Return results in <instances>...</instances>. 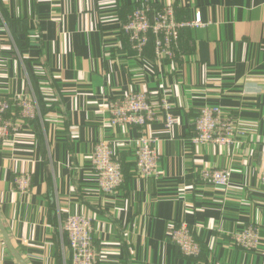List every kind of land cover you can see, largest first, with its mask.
<instances>
[{
	"label": "crops",
	"instance_id": "crops-1",
	"mask_svg": "<svg viewBox=\"0 0 264 264\" xmlns=\"http://www.w3.org/2000/svg\"><path fill=\"white\" fill-rule=\"evenodd\" d=\"M169 2L178 19L199 12L204 24L182 29L174 59L157 58L152 40L135 51L122 29L129 13ZM139 90L182 123L167 127L159 109L145 126L110 125L109 101ZM18 96L40 112L0 138V264H72L61 223L74 212L93 217L98 264H264L262 251L232 242L248 225L264 237V0H0V98ZM204 104L246 129L240 143H192ZM142 133L157 137L158 177L137 173L130 140ZM104 138L123 169L110 194L90 162ZM204 167H229V184L205 180ZM26 169L22 191L14 179ZM182 221L197 256L169 236Z\"/></svg>",
	"mask_w": 264,
	"mask_h": 264
},
{
	"label": "built area",
	"instance_id": "built-area-1",
	"mask_svg": "<svg viewBox=\"0 0 264 264\" xmlns=\"http://www.w3.org/2000/svg\"><path fill=\"white\" fill-rule=\"evenodd\" d=\"M203 24L199 12L194 18L178 19L174 2H169L156 8L135 6L123 22L122 29L135 51L142 52L152 40L157 58L174 59L181 54L179 39L182 29ZM14 106L17 107L15 116L7 117ZM160 106L149 98L146 91H132L109 101L108 123L112 126H145L159 119V109L165 111L167 127L182 123V117L172 113L168 103L163 102ZM39 112V105L31 96H18L15 102L6 97L0 98V138L13 136L25 120L36 118ZM193 126L191 141L199 145L215 143L232 147L247 134L246 129L238 125L235 118L224 112L219 104H204ZM156 141L157 137L146 133L130 140L134 145L137 173L143 177L159 176L160 156ZM90 162L97 174L98 189L108 194L115 192L123 180V169L116 157L114 140H98ZM200 173L205 180L220 187H226L231 179L229 167H204ZM260 181L264 184V169ZM14 183L18 189L28 191L31 187V171L26 169L17 173ZM61 229L68 238L72 264H98L93 217L80 212L68 213L61 223ZM169 236L185 255L197 256L201 253V245L186 221L171 225ZM232 242L244 249L264 253V237L259 228L253 225L234 231Z\"/></svg>",
	"mask_w": 264,
	"mask_h": 264
},
{
	"label": "water",
	"instance_id": "water-1",
	"mask_svg": "<svg viewBox=\"0 0 264 264\" xmlns=\"http://www.w3.org/2000/svg\"><path fill=\"white\" fill-rule=\"evenodd\" d=\"M2 226V225H1ZM3 227V226H2ZM5 235H6V232L4 231ZM6 239H8L7 235H6ZM8 241V240H7Z\"/></svg>",
	"mask_w": 264,
	"mask_h": 264
}]
</instances>
